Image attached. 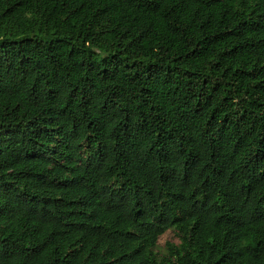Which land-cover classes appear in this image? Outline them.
<instances>
[{
    "label": "trees",
    "instance_id": "16d2710c",
    "mask_svg": "<svg viewBox=\"0 0 264 264\" xmlns=\"http://www.w3.org/2000/svg\"><path fill=\"white\" fill-rule=\"evenodd\" d=\"M0 264H264V0H0Z\"/></svg>",
    "mask_w": 264,
    "mask_h": 264
},
{
    "label": "rangeland",
    "instance_id": "374dc122",
    "mask_svg": "<svg viewBox=\"0 0 264 264\" xmlns=\"http://www.w3.org/2000/svg\"><path fill=\"white\" fill-rule=\"evenodd\" d=\"M179 243L180 240L177 233L174 230H168L159 238L155 251L159 256H163L166 254L167 244L178 245Z\"/></svg>",
    "mask_w": 264,
    "mask_h": 264
}]
</instances>
